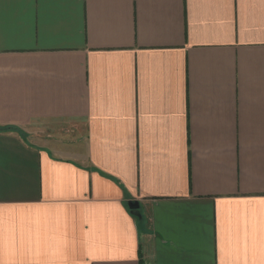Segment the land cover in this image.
<instances>
[{
  "label": "crops",
  "instance_id": "crops-1",
  "mask_svg": "<svg viewBox=\"0 0 264 264\" xmlns=\"http://www.w3.org/2000/svg\"><path fill=\"white\" fill-rule=\"evenodd\" d=\"M0 125V264H264V0H0Z\"/></svg>",
  "mask_w": 264,
  "mask_h": 264
},
{
  "label": "water",
  "instance_id": "water-1",
  "mask_svg": "<svg viewBox=\"0 0 264 264\" xmlns=\"http://www.w3.org/2000/svg\"><path fill=\"white\" fill-rule=\"evenodd\" d=\"M128 208L130 210V213L137 216V217H140V211H139V203L138 201L136 200H129L128 201Z\"/></svg>",
  "mask_w": 264,
  "mask_h": 264
},
{
  "label": "trees",
  "instance_id": "trees-1",
  "mask_svg": "<svg viewBox=\"0 0 264 264\" xmlns=\"http://www.w3.org/2000/svg\"><path fill=\"white\" fill-rule=\"evenodd\" d=\"M14 127L9 125H0V130H12Z\"/></svg>",
  "mask_w": 264,
  "mask_h": 264
}]
</instances>
